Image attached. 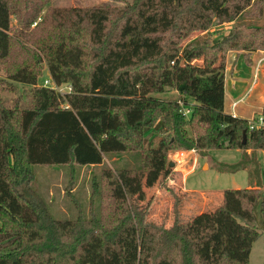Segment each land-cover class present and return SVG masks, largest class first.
<instances>
[{
	"label": "trees",
	"instance_id": "1",
	"mask_svg": "<svg viewBox=\"0 0 264 264\" xmlns=\"http://www.w3.org/2000/svg\"><path fill=\"white\" fill-rule=\"evenodd\" d=\"M44 3L0 0V67L14 44L26 50L18 67L3 71L9 82L31 87L28 102L20 97L9 105L0 95V264H140L147 228L163 234L151 264L176 244L183 264L205 258L206 264H249L264 232V165L262 185L222 192L215 261L212 245L199 258V238L183 234L177 218L166 228L134 208L117 221L93 211L57 220L46 203L17 186L32 180L36 166H99L108 155L135 150L138 171L153 175L144 176L148 190L170 169V152L242 150L247 159L221 171L252 173L248 151L264 152V127L251 130L250 120L225 112V71L230 53H244L251 64L250 55L264 50V24L246 21L264 19V0H133L53 10L51 21L49 12L42 14ZM233 22L221 39L211 37V28ZM195 34L201 36L191 39ZM44 65L52 84L66 92L39 85ZM169 89L177 100L156 97ZM99 183L92 184L91 208Z\"/></svg>",
	"mask_w": 264,
	"mask_h": 264
},
{
	"label": "rangeland",
	"instance_id": "2",
	"mask_svg": "<svg viewBox=\"0 0 264 264\" xmlns=\"http://www.w3.org/2000/svg\"><path fill=\"white\" fill-rule=\"evenodd\" d=\"M124 1L131 3L133 0H45L42 14L44 15L45 12H49V20L51 21L50 15L53 10L61 14L60 11L62 10L76 8L98 6L122 7L124 6ZM43 15L36 20L37 23L42 21ZM53 18L57 22H60L59 18L55 16ZM18 21L16 17H13L12 22L15 26H18ZM246 21L250 25L252 23L257 25L264 24V19H249ZM236 22L211 28L209 33L212 38L221 39L222 36L226 35V33L228 34L229 30L236 25ZM37 23H34L31 29ZM198 36H201V34H195L191 39ZM25 45L28 48L31 46L30 44ZM259 52L261 53L255 56L253 65L239 68V75L242 78L237 81L241 83L242 91L238 90L236 92V95H238L236 98H233V95L230 94H227L225 98L226 113L250 121L261 116L264 109V61L260 65L261 69L258 72L256 71L258 60L264 58V50ZM26 56L27 51L20 49L14 44L8 64H2L0 67V95L9 105L20 97L28 102L31 87L21 83L9 82L4 75L3 68L6 66L8 69L13 70L25 60ZM256 73L257 79H255ZM225 78L226 80L232 79L230 61L228 60ZM45 81L51 82L46 66L44 67L39 85H44ZM254 83L256 85L255 89L247 92ZM51 86L62 93L67 91L66 86L57 87L53 84ZM156 97L177 100L179 95L177 91L169 89L166 93L158 94ZM242 97H246V102L239 104L237 108H233V102ZM248 153L251 155L250 158L255 161L251 169L252 173L249 170L235 173L234 171H221L222 166L233 167L244 159H247L246 153L242 150L224 148L207 151L192 149L189 151L170 152L168 162L170 163L169 170L171 173L169 177L171 178H159L149 190L147 188L144 189V195L136 189V185L130 183L134 175H137L136 172L142 174V176H139L142 182L140 180L137 181L138 183L141 182V184H145L143 180H145L146 176H153L149 173L138 171V167L141 164V152L138 150L108 155L104 159V163L99 166L75 167L72 169L68 166H36L33 168L34 175L32 180L21 183L17 186V190L35 200H42L47 204L51 215L57 220H73L79 214L88 218L90 212L93 211L105 221H117L126 211L138 208L140 214L144 215L146 221L150 222V224H163L166 228H170L173 226L175 218L180 220L182 217V214H180L181 204L187 203V197L182 194L180 198L179 194L181 192H178V187L174 184L172 185L171 181L173 180L176 185H180L183 180V187L191 193V198L195 196L201 198L202 201L198 203V206L203 207L201 210H210L215 215L214 226L211 227L210 232L208 230L197 231L193 228L191 234L192 237H197L200 240L201 249L199 248V258L204 256L203 252L206 250V247L208 246L209 248L212 245L210 257L211 260L215 261L220 257L219 247L221 240L220 234H218L220 230L218 225V210L222 201V192L231 189H247L263 184L264 152L257 150L248 151ZM94 180L100 182L101 191L97 198L98 202H95L94 208H91L90 198ZM114 187L117 188L115 191ZM118 188L121 192L117 191L119 190ZM169 189H173V192L169 191ZM208 195H210L211 202L205 199ZM117 196H120V198ZM156 203L159 206L157 213L155 210ZM150 206L152 207L150 208ZM190 211H188L189 213H185L184 216L186 214L187 217L191 216L193 213ZM256 216L258 227L261 228L262 215L260 207L257 208ZM169 221L171 222L170 225H168ZM185 229L188 230L187 227ZM185 229H182V233L187 235ZM261 233V236L253 244L249 264H264V232ZM141 236L142 241L145 239L147 248L143 247L140 264H151L158 251V246L162 242L163 234L156 229L147 228L142 232ZM178 247L179 244H176L167 249L156 264H161V262L164 264H183ZM200 261L201 264H206L207 258L200 259Z\"/></svg>",
	"mask_w": 264,
	"mask_h": 264
},
{
	"label": "crops",
	"instance_id": "3",
	"mask_svg": "<svg viewBox=\"0 0 264 264\" xmlns=\"http://www.w3.org/2000/svg\"><path fill=\"white\" fill-rule=\"evenodd\" d=\"M230 24V23H229ZM225 25V24H224ZM221 26H223V25H221ZM221 26H218V27H221ZM259 53H261V52H256V53H252L251 55H250V59H251V64H248L247 62H246V55L244 54V53H235V52H233V53H230L229 55H228V57H227V60L228 61H230V71H231V73H232V79H230V80H226V78H225V81H226V95L227 94H230V95H233L232 97L233 98H236L238 95H236V92L239 90L240 92L242 91V86H241V83L240 82H238L237 80H239L240 78H242V76L241 75H239V68L240 67H245V66H251V65H253L254 64V61H255V56L257 55V54H259ZM263 59V58H262ZM262 59H259L258 60V63H259V61H261ZM227 68V67H226ZM244 69V68H243ZM255 83H254V85L247 91V92H250V91H252V90H254L255 89ZM226 95H225V98H226ZM245 99H246V97H242L241 99H239V100H237V101H235V102H233V104H232V107L233 108H237L238 107V105L239 104H241V103H244V102H246L245 101ZM235 103H237V105L236 106H234V104ZM235 116V115H234ZM238 117V116H237ZM240 118H242V117H240ZM245 119V118H244ZM137 173V175H136V177H138V178H136L135 177V175H134V177L132 178V180L131 181H134V185H135V182L136 181H138V180H140L141 182H142V179H139V176H142V174H140V173H138V172H136ZM169 173H171L170 172V170H168L167 172H166V174H165V176H163V177H160V178H165V177H167V175L169 174ZM168 179L169 178H171V177H167ZM166 178V179H167ZM171 184L173 185H175V186H177L178 187V192H181L180 194H179V197L181 198V195L183 194L185 197H187L186 198V204H181V206H180V214H182V217H181V219L179 220V228H180V230H182V229H185V227H187L188 228V237H192V230H193V228H195V229H197V230H199V231H205V230H208L209 232H210V230H211V227H212V225H213V218H214V216H213V212H211L210 210H201L203 207H201V206H198V203H200L202 200H201V198H198V197H193V198H191L192 196H191V193L190 192H188V191H186L185 189H184V184H183V180H182V184H180V185H176V183L172 180L171 181ZM136 187V186H135ZM137 187H138V190L141 192V193H144L143 191H144V189L145 188H147V186H146V184H144V183H142V184H140V185H137ZM117 188L116 187H114V191L116 190ZM137 189V188H136ZM158 191H159V189H158ZM160 192V191H159ZM190 193V194H189ZM117 197H119L120 198V196H117ZM209 200V199H208ZM209 202H211V200H209ZM185 203V202H184ZM138 207V206H137ZM152 206H150V208H151ZM158 205H157V203H156V205H155V210H156V213L158 212ZM150 208H149V210H150ZM189 210H191L190 212H192L193 214L191 215V216H188L187 217V214H186V216H184V214L185 213H189L188 211ZM190 215V214H189ZM171 224V222L169 221L168 222V225H170ZM186 230V229H185ZM146 245H147V243L145 242V245H144V248H146ZM210 250H209V252H208V256H210ZM222 261H220V263H221ZM208 264V263H207Z\"/></svg>",
	"mask_w": 264,
	"mask_h": 264
},
{
	"label": "built area",
	"instance_id": "4",
	"mask_svg": "<svg viewBox=\"0 0 264 264\" xmlns=\"http://www.w3.org/2000/svg\"><path fill=\"white\" fill-rule=\"evenodd\" d=\"M264 61V58L259 61L258 63V66L256 68V71L258 72L261 68H260V65L263 63ZM255 79H257V73L255 75ZM45 86H50L51 85V82L50 81H45ZM237 103L234 104V106H236ZM185 114L186 115H189L190 114V110H185ZM249 126H250V129L253 130V129H257V128H263L264 127V116H259L256 120H252L250 121L249 123Z\"/></svg>",
	"mask_w": 264,
	"mask_h": 264
},
{
	"label": "water",
	"instance_id": "5",
	"mask_svg": "<svg viewBox=\"0 0 264 264\" xmlns=\"http://www.w3.org/2000/svg\"><path fill=\"white\" fill-rule=\"evenodd\" d=\"M245 142H246V138H245V134H244V140H243V143L245 144ZM173 165V164H172Z\"/></svg>",
	"mask_w": 264,
	"mask_h": 264
},
{
	"label": "clouds",
	"instance_id": "6",
	"mask_svg": "<svg viewBox=\"0 0 264 264\" xmlns=\"http://www.w3.org/2000/svg\"><path fill=\"white\" fill-rule=\"evenodd\" d=\"M51 84H52V82H51ZM51 86V85H50ZM52 87V86H51Z\"/></svg>",
	"mask_w": 264,
	"mask_h": 264
}]
</instances>
